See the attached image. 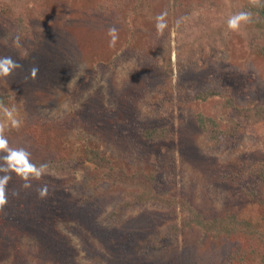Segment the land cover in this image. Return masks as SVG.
<instances>
[{
    "label": "rangeland",
    "instance_id": "1",
    "mask_svg": "<svg viewBox=\"0 0 264 264\" xmlns=\"http://www.w3.org/2000/svg\"><path fill=\"white\" fill-rule=\"evenodd\" d=\"M0 1V57L11 56L22 65L9 76H0V90L10 100L9 106H0V134L7 137L33 119L65 122L77 116L82 120L67 136L71 156L83 155L84 139L89 137L132 169L145 167L157 173L164 188L173 191L178 200L184 197L198 211L213 216L237 213L253 222L264 216V197L259 191L260 195L248 197L243 189L249 182L237 175L242 174L245 161L264 160V126L248 127L236 145H216L194 121L199 112L216 116L225 111L222 99H194L209 90L232 95L240 106L264 104V57L247 50L244 31L234 30L228 52L208 51L203 64L181 73L175 70L169 76L157 70L163 64L151 55L150 48L142 50L156 19L147 15L135 19L138 39L132 50L118 55L126 40L124 13L111 7L104 18L87 11L98 5L110 7L115 0H69L63 4L62 0H39L36 6L42 8V16L31 12L33 3L15 15L9 0ZM155 1L154 18L171 4V0ZM205 1L181 0L178 13L172 11L169 18L172 38L175 26L184 24L190 13L196 15ZM25 11L31 13L32 34L23 38L17 16H24ZM233 14L229 8L228 17ZM112 27L118 29L114 46L110 44ZM168 39H160L158 46ZM33 66L39 67L35 77L30 72ZM182 97L187 99L179 104ZM171 99L175 102L167 107ZM100 110L110 117H101V122L140 123L141 129L170 128L173 138L163 147L135 130L126 135L129 143L119 150L107 132L100 134L87 126ZM28 169L20 171L23 177ZM76 177L81 180L83 171H77ZM250 188L254 190V186ZM79 189L71 190L74 194ZM121 191L101 187L94 196L102 198L96 211L87 209L94 213L90 221L75 216L58 218L53 224L59 244H48L32 227L20 231L9 243L0 236V264H99L97 258L109 264H261L263 252L256 241L242 235L204 237L198 229H183L189 209L183 210L180 201L170 207L143 206L112 219ZM174 226L177 232L167 237ZM62 249L66 256L60 257Z\"/></svg>",
    "mask_w": 264,
    "mask_h": 264
},
{
    "label": "trees",
    "instance_id": "2",
    "mask_svg": "<svg viewBox=\"0 0 264 264\" xmlns=\"http://www.w3.org/2000/svg\"><path fill=\"white\" fill-rule=\"evenodd\" d=\"M62 1V4L69 2V0ZM218 1L206 0L198 7L196 15L194 12L190 13L185 18L184 24L175 26V37L172 38L169 18L172 11L178 13L177 9L182 6V3L181 0H171L173 8L171 4L168 5L167 27L163 32H159L155 25L146 48L142 49L144 52L150 48L151 55L160 59V64L163 65L160 68L158 66L157 70H160L162 75L173 76L175 70L181 73L186 68L203 64L208 51L228 52L229 39L234 32L227 25L229 8L233 13L239 11L252 13L251 20L242 24L239 30L244 31L243 37L247 50L255 51L264 57V0ZM9 2H11L15 15L18 9L30 8L31 3L35 6L31 9L33 14L43 13L42 8L39 5L36 6L39 0H9ZM155 4V0H115L110 7L98 5L93 10L88 8L87 11H92L98 17L104 18H108L105 15L111 7L114 9L117 7L124 13L126 40L118 51L120 55L132 50L138 39L139 33L133 27V21L141 15L155 19L152 15V6ZM3 10L6 8L3 7ZM30 14L25 11L24 16H17V29L23 38L25 35L32 34V28L28 23ZM165 36L169 39L158 46L160 39ZM173 54H175V60ZM179 92L180 94L183 92L182 87L179 88ZM213 98L222 99L220 104L225 110L224 113L213 116L199 112L194 115V121L197 127L206 132L208 138L216 145L226 143L236 145L248 127L264 126V104L240 106L235 97L225 95L222 91L209 90L194 96L195 100L201 102ZM186 99L187 97H182L179 104L184 103ZM174 102V99H171L166 103L167 107L173 105ZM9 104V95L0 90V106L6 107ZM101 111L96 113L97 116L95 115L87 126L100 134L107 132L109 139L116 143L119 150L129 143L127 140L130 137L126 135L135 130H139L144 139L163 147L173 138L170 128L141 129L140 123L131 125L120 121V124L112 121L101 122V117L110 119L109 115H103ZM81 120L77 116L70 117L65 122L33 119L24 129L16 128L8 134V148L24 149L29 155L25 157L23 154H18L14 155L11 160H7L5 159L7 150L0 149V176L10 177L7 185V203L0 207V236L7 238L3 241L4 243H9L19 235L20 231L21 233L26 232L29 231V227H32L48 244H59L58 231L53 223L58 218H69V216H75L81 221L83 219L90 221L94 213L87 209L90 207L96 211V205H99L102 198L94 196L101 187L108 186L111 189L122 190L121 200L111 213L112 219H120L130 210L143 206L170 207L180 201L179 204L183 210L184 208L189 209V216L183 220V229H198L204 237L219 238L224 235L232 238L235 235H242L243 239L256 241L263 252L260 262L264 264V216L259 221L253 222L237 213L213 216L198 211L196 207L188 204L184 197L178 200V196L172 194L173 191L170 192L164 188L158 180L157 173L150 172L145 167L132 169L125 160L118 161L111 150L106 152L89 137L84 139L83 155L81 157L71 156L67 136ZM106 125H109L110 129L106 128ZM163 142H166L165 145ZM32 164L36 166L46 164L48 167L39 178L29 176L26 179L20 171L28 169ZM243 167L242 174H239L241 172L237 174L238 179L241 178L244 183L249 182L246 184L247 189L243 191L250 198L260 194L264 197V160H247ZM79 170L83 171L81 180H77L76 177ZM44 186H47V194L41 196L40 190ZM75 186L80 189L73 194L71 189ZM252 186L254 190H250ZM176 232L177 227L174 226L168 231L167 237L171 238ZM58 255L64 256L65 251L62 249ZM70 257L68 251L67 260H70ZM96 260L99 264H109L101 258Z\"/></svg>",
    "mask_w": 264,
    "mask_h": 264
},
{
    "label": "clouds",
    "instance_id": "3",
    "mask_svg": "<svg viewBox=\"0 0 264 264\" xmlns=\"http://www.w3.org/2000/svg\"><path fill=\"white\" fill-rule=\"evenodd\" d=\"M168 13L167 11L160 13L156 16V28L159 32H163L164 29L167 27V17ZM252 13L249 11H239L233 15H231L228 18L227 25L228 28L231 30H239L241 25L244 23H248L251 20ZM109 34L111 36L110 44L115 45L117 39H118V29L115 27H112L109 29ZM22 65L19 64L16 60H14L11 56H3L0 57V76H9L12 72H14L16 69L21 68ZM32 77H35L37 73L39 72L38 66H33L30 69ZM0 149H6L7 155L5 159L11 160V158L14 155L23 154L25 157H27L29 154L24 149H11L8 148V140L7 137L0 134ZM46 164H41L39 166H36L34 164L30 165L29 169L26 173H24L25 178H28V175L34 176L36 178H39L42 176L45 171L47 170ZM10 177L0 176V207H2L5 203H7L8 198V181ZM26 187L28 185H25ZM47 194V186H44L40 190V195L44 196Z\"/></svg>",
    "mask_w": 264,
    "mask_h": 264
}]
</instances>
